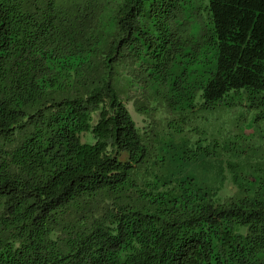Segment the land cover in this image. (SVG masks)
<instances>
[{"label":"trees","instance_id":"obj_1","mask_svg":"<svg viewBox=\"0 0 264 264\" xmlns=\"http://www.w3.org/2000/svg\"><path fill=\"white\" fill-rule=\"evenodd\" d=\"M241 102L264 0H0V264H264V173L221 201L190 128Z\"/></svg>","mask_w":264,"mask_h":264},{"label":"rangeland","instance_id":"obj_2","mask_svg":"<svg viewBox=\"0 0 264 264\" xmlns=\"http://www.w3.org/2000/svg\"><path fill=\"white\" fill-rule=\"evenodd\" d=\"M190 128H198L193 135H201L204 148L224 162L226 177L219 184L218 198L223 202L244 198L246 193L242 191L249 188V175L256 179L264 173L263 111L247 102L222 105L198 111ZM235 172L242 190L232 187Z\"/></svg>","mask_w":264,"mask_h":264}]
</instances>
